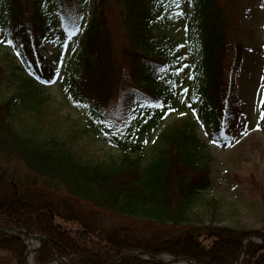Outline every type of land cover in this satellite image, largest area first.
I'll return each mask as SVG.
<instances>
[{"label":"trees","instance_id":"obj_1","mask_svg":"<svg viewBox=\"0 0 264 264\" xmlns=\"http://www.w3.org/2000/svg\"><path fill=\"white\" fill-rule=\"evenodd\" d=\"M242 1L0 0V46L22 71L11 74L17 89L0 102V227L43 235L35 263L57 257L63 264H106L142 249L232 264L249 234L264 239L262 229L198 226L188 216L196 195L212 185L197 122L219 145L240 126ZM175 7L187 17L178 35L159 29ZM69 41L66 100L83 111L82 122L73 120L82 124L79 131L118 150V159L86 161L64 139L41 136L37 122L24 130L14 125L16 113L38 114L48 102L50 92L37 88L56 82L59 54L54 59L47 48L61 51ZM184 101L192 114L165 125L151 143ZM107 214L163 231L140 236L128 222L106 225ZM25 250L21 239L0 234L7 264H26ZM118 264L155 263L124 258ZM241 264H264V246L248 242Z\"/></svg>","mask_w":264,"mask_h":264},{"label":"rangeland","instance_id":"obj_2","mask_svg":"<svg viewBox=\"0 0 264 264\" xmlns=\"http://www.w3.org/2000/svg\"><path fill=\"white\" fill-rule=\"evenodd\" d=\"M242 9L240 7L238 13V27L243 28L244 43L247 48L237 80L240 126L232 133L229 144L218 147L209 142L207 133L197 122L199 141L207 145L206 162L210 168L212 185L196 195L188 216L189 224L198 226L212 224L264 230V116H262L264 113V0H244ZM173 11L175 16H170L169 19L162 18L159 29L178 35L187 17L183 16L177 7L173 8ZM73 45V41L66 42L61 51L54 47L47 48V53L54 59L59 54L56 82L47 88H37L38 91H49V100L38 114L30 109L16 113L14 125L19 130H24L37 122L41 136L64 139L68 146L86 161L101 162L111 158L118 159L120 156L118 150L104 142L93 140L79 131L82 124L77 126L74 122V120L83 121L81 120L83 111L76 110L67 102V79L64 78L65 68L70 65L69 57ZM0 68H2L0 82V102H2L17 89L11 74L22 73L18 59L4 46H0ZM180 107L170 113L156 129L150 139L151 143L165 125H175L192 114L187 101H184ZM149 150L147 149L146 152L148 153ZM103 220L108 226H119L128 222L140 236L149 237L163 231V227L156 224L143 221L129 222L120 216L107 214L103 216ZM68 225L72 224L68 223ZM182 229L183 226L179 231ZM164 236L166 237L165 233ZM7 263H9V255L0 252V264Z\"/></svg>","mask_w":264,"mask_h":264},{"label":"water","instance_id":"obj_3","mask_svg":"<svg viewBox=\"0 0 264 264\" xmlns=\"http://www.w3.org/2000/svg\"><path fill=\"white\" fill-rule=\"evenodd\" d=\"M0 234H9V235H14L23 241L29 240V241H37V244L35 247L32 249L28 250L25 252L23 258L24 261L27 262V264H35L32 261L29 260V257L27 256V253H32L39 248L41 244V239L43 238L42 234H37V233H28L26 232L23 228H20L18 226H6V227H0ZM249 241H259L264 245V239L260 237L259 235L252 233L248 235L243 241H242V247L237 255L236 261L234 264H240L243 250L247 243ZM124 258H136L141 261L145 262H150V263H155V264H173V263H184V264H198L191 258L187 256H180V257H175L171 255H150L148 254L145 250L141 249H136V250H129L128 252H123L121 253L118 257L110 260L106 264H118L122 259ZM62 264L61 260L57 257H53L50 260L44 262V263H37V264Z\"/></svg>","mask_w":264,"mask_h":264},{"label":"bare ground","instance_id":"obj_4","mask_svg":"<svg viewBox=\"0 0 264 264\" xmlns=\"http://www.w3.org/2000/svg\"><path fill=\"white\" fill-rule=\"evenodd\" d=\"M27 246H28V250L32 249L34 247V242H28L27 243ZM50 264H53V263H50ZM173 264H184V263H182V262H180V263L176 262V263H173Z\"/></svg>","mask_w":264,"mask_h":264},{"label":"snow or ice","instance_id":"obj_5","mask_svg":"<svg viewBox=\"0 0 264 264\" xmlns=\"http://www.w3.org/2000/svg\"><path fill=\"white\" fill-rule=\"evenodd\" d=\"M7 43H11V41H6ZM178 71V70H177ZM262 116H264V113H262Z\"/></svg>","mask_w":264,"mask_h":264}]
</instances>
